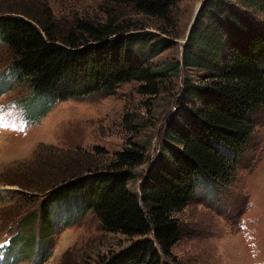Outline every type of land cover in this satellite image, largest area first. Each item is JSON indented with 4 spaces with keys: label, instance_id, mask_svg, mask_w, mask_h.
<instances>
[{
    "label": "trees",
    "instance_id": "trees-1",
    "mask_svg": "<svg viewBox=\"0 0 264 264\" xmlns=\"http://www.w3.org/2000/svg\"><path fill=\"white\" fill-rule=\"evenodd\" d=\"M177 1L102 0L162 20ZM107 12L102 22L78 18L63 30L47 4H2L0 40L15 77L29 85L39 106L108 92L132 80L142 83V94H156L158 81L179 71L200 73L184 75L166 124L169 142H162L138 193L127 187L145 160L146 150L137 143L103 165L97 159L79 163L74 156L57 164L52 178L39 182L38 173L20 183L36 207L22 214L14 239L6 240L4 264L26 254L30 264H44L54 233L88 212L105 230L137 238L97 264H181L170 254L181 234L174 214L202 188L200 181L228 182L230 159L251 141L255 114L264 108V20L256 18V12L264 16V0H203L181 56L157 65L149 58L173 43L149 31L128 33L142 28ZM145 51L148 59L142 58Z\"/></svg>",
    "mask_w": 264,
    "mask_h": 264
},
{
    "label": "rangeland",
    "instance_id": "rangeland-1",
    "mask_svg": "<svg viewBox=\"0 0 264 264\" xmlns=\"http://www.w3.org/2000/svg\"><path fill=\"white\" fill-rule=\"evenodd\" d=\"M201 1L178 0L164 20L135 12L131 5L105 4L102 0H0V7L20 2L47 4L63 30L78 18L102 22L108 11L118 22L129 21L142 28L128 33L149 31L173 43L149 58L150 64L157 65L181 56ZM258 13L257 20L263 21L264 16ZM137 45L141 47V43ZM148 53H142V58L148 59ZM10 60L0 40V248L15 236L22 214L36 207L33 200L25 198L30 194L20 183L38 173L39 182L52 178L57 164L74 156L79 163L97 159L103 165L116 152L137 143L146 150L145 160L133 169L127 187L138 193L146 170L161 156L162 142H169L166 124L176 107L184 75L194 78L200 73L179 71L166 81H158L156 94H142V83L132 80L116 84L108 92L57 101L46 108L38 105L27 83L17 80ZM254 121L247 148L230 159L234 169L226 177L228 182L217 186L200 181L202 188L174 214L181 234L170 254L181 264H264V108L255 114ZM135 238L105 230L88 212L54 233L51 255L44 264H97ZM24 256L11 264H30V256Z\"/></svg>",
    "mask_w": 264,
    "mask_h": 264
},
{
    "label": "water",
    "instance_id": "water-1",
    "mask_svg": "<svg viewBox=\"0 0 264 264\" xmlns=\"http://www.w3.org/2000/svg\"><path fill=\"white\" fill-rule=\"evenodd\" d=\"M201 5H202V1L199 3L197 9L195 10L194 16H193V18H192V21H191V23H190V25H189V29H188V31H187V35H186V37H185L186 40L183 41V44H184V43L187 41V39H188L190 29H191V27H192V25H193V23H194V21H195V19H196V16H197V14H198V12H199V9H200Z\"/></svg>",
    "mask_w": 264,
    "mask_h": 264
}]
</instances>
